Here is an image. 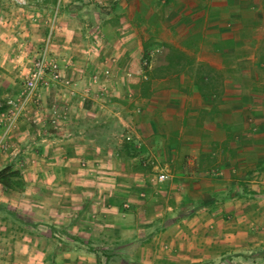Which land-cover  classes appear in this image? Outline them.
Masks as SVG:
<instances>
[{
	"label": "crops",
	"instance_id": "obj_1",
	"mask_svg": "<svg viewBox=\"0 0 264 264\" xmlns=\"http://www.w3.org/2000/svg\"><path fill=\"white\" fill-rule=\"evenodd\" d=\"M39 1L0 17V97L48 33L60 75L0 152V264H264V0H62L45 34Z\"/></svg>",
	"mask_w": 264,
	"mask_h": 264
},
{
	"label": "built area",
	"instance_id": "obj_2",
	"mask_svg": "<svg viewBox=\"0 0 264 264\" xmlns=\"http://www.w3.org/2000/svg\"><path fill=\"white\" fill-rule=\"evenodd\" d=\"M59 76V63L48 54L47 44H45L23 76L21 86L16 94L5 100V108L0 112V151L8 149V134L27 104L33 100L36 91L47 84V78L50 81H57ZM165 178L163 173H158L155 177L157 181H162Z\"/></svg>",
	"mask_w": 264,
	"mask_h": 264
},
{
	"label": "rangeland",
	"instance_id": "obj_3",
	"mask_svg": "<svg viewBox=\"0 0 264 264\" xmlns=\"http://www.w3.org/2000/svg\"><path fill=\"white\" fill-rule=\"evenodd\" d=\"M42 1V3H44V2H46V3H49V5H50V10H49V12H47V7H49L48 5H45V4H42V6H41V8H43L44 10H45V12H46V18L44 19V20H46V22H48L46 25H45V27H44V34L46 33V29H47V25H49V23L50 24H52L53 22H54V19H55V16H56V13H57V11H58V8L60 7V5H59V3L62 1V0H41ZM99 1H105V2H107V4L106 5H104L103 4V6H106V7H110L111 6V3L113 2V0H99ZM40 1L39 0H0V17H1V15L2 16H6L7 15V17H9L8 18V20L10 19V18H15V16H19V17H21V18H23V21H22V26H25L24 28H26V24L27 23H29L30 25H29V29H30V27H31V25H32V20H33V16H34V14L36 13V11H37V3H39ZM95 2H96V0H95ZM40 6H39V8H40ZM94 7V6H93ZM44 15V16H45ZM7 20V21H8ZM8 26V25H7ZM44 26V25H43ZM112 25L110 24V27H111ZM125 27H128L127 25H125ZM8 29H9V32L10 33H12V34H15V31H12V30H10L11 28H10V25L8 26ZM31 30V29H30ZM146 31V30H145ZM21 32V31H20ZM49 32V31H48ZM146 35H147V33H145ZM16 36H19V35H16ZM48 38H49V33H48V36H46V38L43 40L44 42H41V43H45V44H48ZM263 47H264V45H263ZM37 51V50H36ZM36 51H35V53H36ZM156 54V55H155ZM154 55H155V57H156V59H158L159 58V51L157 50V51H154ZM34 58V57H33ZM32 61H33V59L29 62V65H27L26 66V68L24 69V72H18V73H15V74H13V75H11V80H12V83H11V85H9V87L7 88V89H4L3 90V94H2V97H0V111H3L4 110V108H5V100L8 98V97H10V96H13L14 94H16V92H17V90H18V88H19V86H21V82H22V79H23V76L25 75V73H26V71L29 69V67H30V65H31V63H32ZM143 69H144V67L147 65V57L145 58H141V60L139 61V63H138ZM51 83V81L47 78V84H45V85H43L42 87H43V89H45V88H47V86L49 85ZM50 86V85H49ZM48 86V87H49ZM13 88H17V90H15V89H13ZM44 101L46 102V104H47V101H46V98L44 99ZM32 103H33V100L31 101ZM31 102L29 103V104H27V106H26V108L24 109V111L25 110H27V109H29L30 108V104H31ZM45 102H44V106H42V108L43 107H45ZM23 111V112H24ZM44 114L45 115H47V111H44ZM106 114V113H105ZM111 129H113V127H111V126H108V128L105 130V131H103L101 134L103 135L104 134V132H105V134L106 133H108L109 135H111ZM115 129V128H114ZM99 130H101V129H99ZM98 130V131H99ZM98 135L100 134V133H97ZM7 141H8V139H7ZM125 141H127L128 142V140H126L125 139ZM123 143V141L121 140V144ZM4 151H6V150H4ZM1 152V151H0ZM3 152V151H2ZM163 181V180H162ZM263 237H264V232L261 234ZM2 245L0 244V247H1ZM165 250H167V251H170V250H168V248H166ZM260 250H263V249H259V250H257V252H260ZM216 251H219V248L218 249H216ZM250 251H252L253 252V255L254 254H256L255 253V251H253V250H250ZM2 251H0V253H1ZM163 252V250H159L158 252H157V254H158V256L161 254ZM262 252V251H261ZM262 253H264V252H262ZM248 254H250V253H248ZM252 254V253H251ZM194 255H196V253L194 254ZM209 262H211V264H214L213 263V261H208V263ZM204 263H207V261L206 262H204ZM217 264V263H216Z\"/></svg>",
	"mask_w": 264,
	"mask_h": 264
},
{
	"label": "trees",
	"instance_id": "obj_4",
	"mask_svg": "<svg viewBox=\"0 0 264 264\" xmlns=\"http://www.w3.org/2000/svg\"><path fill=\"white\" fill-rule=\"evenodd\" d=\"M0 184L6 189L20 190L22 187V179L17 170H12L11 167L5 166L0 169ZM263 257L264 253L258 252L251 257Z\"/></svg>",
	"mask_w": 264,
	"mask_h": 264
}]
</instances>
